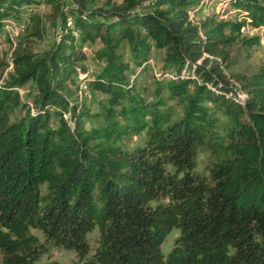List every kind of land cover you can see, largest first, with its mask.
Returning <instances> with one entry per match:
<instances>
[{
	"label": "trees",
	"instance_id": "obj_1",
	"mask_svg": "<svg viewBox=\"0 0 264 264\" xmlns=\"http://www.w3.org/2000/svg\"><path fill=\"white\" fill-rule=\"evenodd\" d=\"M229 1L264 27L263 1ZM95 2L0 0V31L4 19L48 7L43 19L28 16L0 83V264H62L53 248L72 250V264H264V74L237 77L236 86L222 68L233 39L224 31L241 24L193 23L189 7L199 0H105L90 9ZM47 27L56 37L35 52ZM96 40L99 68L86 80L103 95L93 114L102 123L86 128L90 110L73 83L86 70L82 46ZM152 47L166 49L170 75L157 91L184 102L175 120L159 95L148 102L129 82ZM30 81L28 107L18 89ZM218 111L228 120L213 130ZM140 133L141 144H117ZM199 149L212 154L207 174L196 170Z\"/></svg>",
	"mask_w": 264,
	"mask_h": 264
},
{
	"label": "rangeland",
	"instance_id": "obj_2",
	"mask_svg": "<svg viewBox=\"0 0 264 264\" xmlns=\"http://www.w3.org/2000/svg\"><path fill=\"white\" fill-rule=\"evenodd\" d=\"M105 0H96L94 4H90L89 8L93 9L104 3ZM119 2L120 0H116ZM263 1L264 0H260ZM48 7L46 4H39L33 9H26L23 11L22 16L19 18H6L3 21V26L0 31V83L1 80L13 71V65L10 60L11 52L17 46L19 37L25 32L28 25V16L35 15L43 19L44 14L47 12ZM189 16L193 23L197 24L204 20L206 17H212L214 20L239 22L240 28L236 31H230L225 29V34L233 39L227 45L228 58L222 64V68L230 81L238 86L240 83L237 81V77H251L255 74H264V27L261 25H254L250 21V15L246 14L244 10L239 8L229 0H199V3L195 6L189 7ZM25 25V26H24ZM56 34L52 28L47 27L43 40L41 43L34 45L35 52H42L44 49L51 46ZM24 44V42H22ZM99 40L94 42H87L82 46V50L87 55V58L82 61L86 70L82 76H77L74 80V88H77V94L80 98H84L86 106L90 110V115L85 119L84 125L86 128L91 126L101 125V118L94 116L97 111L96 100L103 98V95L99 92H95L94 95L87 88V78L92 77L98 70L99 64L92 59L93 52L100 46ZM165 48L152 47L149 52L148 60L139 67H133V72L128 74L129 82L134 84L135 90L139 91L148 102H152L156 95H159L165 101L166 108L171 110V120L179 118L183 114L184 102L179 99L169 100L167 98V91L165 89L158 90V85L163 81L170 78L169 73L163 72ZM120 54L124 61H131L128 44L123 41L120 47ZM204 56H207L204 54ZM210 59L214 57L210 56ZM238 84V85H237ZM31 81L28 82L23 88L18 89V93L23 101H25L28 107L31 106ZM86 87V88H85ZM246 93L244 90H236L235 98L241 103L246 99ZM242 100V101H241ZM205 105L213 108V103L205 102ZM24 108L18 107L15 109L14 115H20L24 113ZM214 116L217 118L216 126L213 130L222 129L226 122L227 117L222 111L214 112ZM68 119V116H65ZM144 138L143 133L133 136H121L117 141V144L123 148H132L142 143ZM212 160V154L207 149H199L196 155V170L207 174V165ZM47 191V185L42 187V193ZM31 231L37 234L41 239L43 236L35 229ZM178 230H172L164 240L161 248L164 253H167L171 248L175 237L178 234ZM98 229L94 228L87 234V239L91 250L97 246ZM51 258H54L62 264H72L76 259L75 253L72 250L65 248H53L51 250ZM45 256L42 260H45ZM1 263V253H0Z\"/></svg>",
	"mask_w": 264,
	"mask_h": 264
}]
</instances>
